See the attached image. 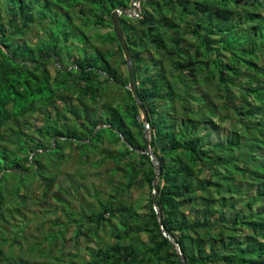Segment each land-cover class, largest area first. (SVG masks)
<instances>
[{"label":"trees","instance_id":"obj_1","mask_svg":"<svg viewBox=\"0 0 264 264\" xmlns=\"http://www.w3.org/2000/svg\"><path fill=\"white\" fill-rule=\"evenodd\" d=\"M131 2L0 0V264H181L162 225L186 264H264V0H141L140 18L121 16L162 166V223L111 21ZM36 113L39 127L29 121ZM75 158L84 171L65 172ZM104 162H113L107 183L116 186L97 188V208L76 212L59 195L92 192L85 172ZM34 184L41 202L54 195L69 220L48 231L42 223L30 244ZM134 189L149 191L145 209L142 194L122 198ZM108 231L110 241L101 235Z\"/></svg>","mask_w":264,"mask_h":264},{"label":"rangeland","instance_id":"obj_2","mask_svg":"<svg viewBox=\"0 0 264 264\" xmlns=\"http://www.w3.org/2000/svg\"><path fill=\"white\" fill-rule=\"evenodd\" d=\"M140 9H141V6H140ZM178 17L179 16L176 15L177 20H179ZM36 37H37L36 35L34 37H32L31 42H33L36 39ZM185 39H186V42L184 43V45L190 48L189 45H190V43H194V38H192V36H190V35H187V36H185ZM97 45H99V43ZM104 48H105V46H104ZM191 51H194V48H191ZM112 61H114V60H112ZM57 65L58 64L56 63V61L51 60L49 66H50V68H52L53 73H55V70L57 71V67H58ZM168 81L172 82V81H174V79H172V77L169 76ZM70 100H71V102L76 101V100H74V98H73V100L72 99H70ZM60 102H61V99L58 98L56 100V104L59 105ZM29 121L34 123L36 126L39 127L42 125L43 117L39 113H36L32 118H29ZM225 127H229V124L226 123ZM105 134H106V138L111 141L112 136H111L110 132L107 131V133H105ZM108 140H105V141H108ZM111 142H115V141H111ZM109 148L111 150H113V149H115V146L111 145V147L109 146ZM99 158H100V156L97 155L94 159L96 160ZM89 167L90 168L85 172V176L87 179H91V182L95 183L96 188L92 192H87L86 190H80L79 194H75L72 197L67 196L66 198H64L63 194L59 195L62 199H65V200L67 199L71 208L73 210H75L76 212H79L81 210V205L86 208L85 209L86 212H89L90 209H96L97 208L98 203H97L96 199L90 197L91 196L90 194H94L97 188L100 189V187H101V189L104 192H107V191H110V189L112 187L116 186L115 180H114V182H111L109 184L107 183L108 180H110L108 168L115 167L113 162H104L103 164H101L96 169L92 168L91 165H89ZM64 170H65V172L75 173L76 171L83 172L84 168L82 167V164L77 161V158H75L74 162H69L64 166ZM118 176H119V180H120L121 179L120 177H122V171L121 170L119 171ZM65 177L67 178V175L64 176V178ZM65 186H67V185H65ZM58 187L59 186L54 187L53 192L59 191ZM141 194H142V191H140V189H134L130 195L126 194L124 192L122 198L123 199L131 198L133 200H136V199H138L139 196H141ZM40 195H41V191L38 188L37 184H34L33 186L30 187L29 194L27 197V201H28L27 203H28V205H31V209H30V211H27V213H28V217L31 220H30L28 229L27 230L25 229L26 230L25 233L28 235L27 240L30 242V244H32L35 241L34 239L41 237V235H42L41 224L42 223L44 224L43 230L48 231V230H51V221L52 222H54V221L66 222L69 220L68 216H67L68 214L67 213L65 214L61 211L62 208H64L63 204L58 203L57 200L54 198V195L49 194L48 198L43 200L42 202L40 200L41 199ZM148 195H149L148 190L144 191V193L142 194L143 200L140 203V205L142 206L141 209H145V206L147 205ZM42 208L49 209L51 211V213H49L45 219H43L42 215H41V212H42L41 209ZM239 209H242V206H238L237 210H239ZM255 209H258V205L255 206ZM139 211L143 212L144 210H139ZM36 213H39L38 219H39L40 223L36 222V219H35ZM71 228H73V227H71ZM72 234H73V230L70 229L68 234H67V237L70 238ZM101 235L106 236L109 241L112 240L109 231L106 234L103 232ZM73 245H74V242H69L68 246H66V250H68V251L74 250ZM81 246H82L81 248H84V249H86V247H87L85 245V242H83V240H81Z\"/></svg>","mask_w":264,"mask_h":264},{"label":"water","instance_id":"obj_3","mask_svg":"<svg viewBox=\"0 0 264 264\" xmlns=\"http://www.w3.org/2000/svg\"><path fill=\"white\" fill-rule=\"evenodd\" d=\"M140 2L141 0H132L130 4V8L127 7H120L117 8L115 11L112 12L111 14V21L113 25V30L116 35V38L123 50V54L127 63V72H128V77H129V85L128 88L129 90L133 93V96L137 102V105L141 111L142 117L141 121L144 124L145 130H144V140H145V154L148 155L152 161V164L155 169V177L153 181V193H152V199L154 200V210L157 213V216L159 218V222L162 223V217L161 214L158 210L157 204H156V192H157V185L161 177L162 173V166L161 163L156 156V154L153 152L151 148V135H152V130L150 126V119L148 112L142 103L141 97L139 96L138 93V84L136 81L135 77V70L133 66V57L131 54V51L128 47V44L126 42V38L123 34L122 28H121V16L126 15L130 18H140L141 17V9H140ZM162 229V234L166 238H168L174 245L175 248L177 249V253L179 255V259L181 264H186V259L183 254V251L181 249L180 244L178 241L173 237L171 234H169L164 226H161Z\"/></svg>","mask_w":264,"mask_h":264}]
</instances>
